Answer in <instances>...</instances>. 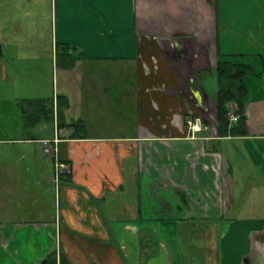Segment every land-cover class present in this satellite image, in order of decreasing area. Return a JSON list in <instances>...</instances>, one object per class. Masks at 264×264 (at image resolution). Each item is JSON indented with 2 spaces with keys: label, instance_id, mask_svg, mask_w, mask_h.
Masks as SVG:
<instances>
[{
  "label": "crops",
  "instance_id": "crops-1",
  "mask_svg": "<svg viewBox=\"0 0 264 264\" xmlns=\"http://www.w3.org/2000/svg\"><path fill=\"white\" fill-rule=\"evenodd\" d=\"M222 1L0 0V264H264V80L247 135L219 137L217 61L253 53L229 49ZM246 179L262 190L240 217Z\"/></svg>",
  "mask_w": 264,
  "mask_h": 264
},
{
  "label": "rangeland",
  "instance_id": "rangeland-1",
  "mask_svg": "<svg viewBox=\"0 0 264 264\" xmlns=\"http://www.w3.org/2000/svg\"><path fill=\"white\" fill-rule=\"evenodd\" d=\"M222 10L224 12V30L227 31L226 36L230 45L229 49H231V47H239L240 49H245L248 51L247 53L251 52L247 49H252L253 53L249 55L247 54L243 60L251 63L256 70L255 74L250 73L247 75V84L250 87L251 82L249 81L250 78H254V75L261 76V78L264 80V73L261 75L259 74V71L264 72V68L263 65L258 67V64H261L262 60L257 54L264 53V0H223ZM250 16L254 17V19H252ZM48 63H50L49 60L46 61V66L43 69L44 78L42 79L45 88H47V97L53 98L55 96L53 89H57V86L55 87L57 77L60 81L58 93L62 94L61 72L64 68L63 66L57 65L56 63L55 67L48 68ZM216 80L218 85L217 77ZM260 87L264 88V81ZM71 98L73 99V96H71ZM253 176H255L254 173ZM248 179H251V177ZM248 179L245 181L246 188L244 189L242 198L238 200V205H236V207H238L241 204V209H244V211L240 210L238 214L240 217L253 216L252 197L257 195V193L262 190L258 181L253 185L252 183H249L250 180L248 181ZM247 184L250 185L249 188ZM263 198L264 190L261 191V195H257V202L263 203ZM232 216L233 213H230L227 217L230 218Z\"/></svg>",
  "mask_w": 264,
  "mask_h": 264
},
{
  "label": "trees",
  "instance_id": "trees-1",
  "mask_svg": "<svg viewBox=\"0 0 264 264\" xmlns=\"http://www.w3.org/2000/svg\"><path fill=\"white\" fill-rule=\"evenodd\" d=\"M57 65L70 66L73 63L72 53L74 47L71 45L58 46ZM244 54L243 56H246ZM249 55V54H248ZM262 55V54H261ZM235 55H227L224 59H218L216 71L218 78L217 94V123L219 137H241L247 135L246 96L249 93L247 75L255 74L254 66L246 61H235ZM260 74V73H259ZM59 120L63 115L64 101L59 98ZM236 116L235 122L231 120L230 113ZM58 120V127L61 123ZM73 129V136L80 131L85 134V124L82 120L67 123ZM42 264H70L68 259L61 255L58 258L56 252L50 253Z\"/></svg>",
  "mask_w": 264,
  "mask_h": 264
},
{
  "label": "built area",
  "instance_id": "built-area-1",
  "mask_svg": "<svg viewBox=\"0 0 264 264\" xmlns=\"http://www.w3.org/2000/svg\"><path fill=\"white\" fill-rule=\"evenodd\" d=\"M231 116V120L235 122L236 120V116L231 112L230 113ZM188 128L189 130L192 132V134L196 133V132H202L204 130L208 129V126L206 124H204V122L200 119V118H196V119H190L188 120ZM58 140H43V146H44V151L46 154L50 155V156H54L55 154V158H56V170H57V176L58 174H60L61 169L65 170L67 169L66 166H64V164H59L58 159H57V153H58V147L56 145ZM59 178V176H58ZM57 178V179H58Z\"/></svg>",
  "mask_w": 264,
  "mask_h": 264
}]
</instances>
